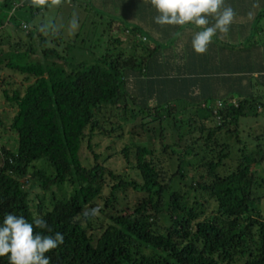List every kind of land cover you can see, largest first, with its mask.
<instances>
[{
    "label": "trees",
    "instance_id": "trees-1",
    "mask_svg": "<svg viewBox=\"0 0 264 264\" xmlns=\"http://www.w3.org/2000/svg\"><path fill=\"white\" fill-rule=\"evenodd\" d=\"M14 4L3 0L0 9L12 12ZM92 10L106 20L109 47L89 64L69 61L59 30L45 35L40 25H25L0 34V67L27 81L22 91L2 90L14 106L6 129L15 146L0 143V225L8 213L29 223L43 216L64 235L45 254L50 264H264V133L246 143L238 130L240 117L264 106L257 89L242 87L250 67L220 60L208 77H224L220 88L234 83L219 94L164 56L171 43ZM124 134L120 154L126 164L131 154L139 181L93 150L95 135ZM82 142L90 158L80 154ZM127 189L139 197L117 206L116 193ZM97 198L96 230L90 213Z\"/></svg>",
    "mask_w": 264,
    "mask_h": 264
},
{
    "label": "rangeland",
    "instance_id": "rangeland-1",
    "mask_svg": "<svg viewBox=\"0 0 264 264\" xmlns=\"http://www.w3.org/2000/svg\"><path fill=\"white\" fill-rule=\"evenodd\" d=\"M13 1H15L19 7L15 8L12 12L6 8L0 9V19L3 21V25L0 26V34L3 32L4 34H11L15 31L20 33L22 32V29L20 28L21 24L27 25L30 31H34L36 26L51 22L56 26V30H59L63 34V43L61 46H67L66 56L71 63L79 61L87 64L92 63L97 56L107 50V46L109 47V45L106 44V39L108 37L106 20L102 18L101 21H98L93 18L92 15L94 10H92V8H90L91 10H87L82 4L84 0H74L75 3L71 2L72 0H63L62 4L58 7L42 6L39 7L38 12H34V14L30 12V0L25 2V5H20V0ZM50 2L51 0H49V5ZM32 11H34V8ZM106 14L104 15L106 16ZM100 15H103V13ZM73 16L79 20V28L74 33L70 32V21ZM14 24H16V27L13 26ZM142 29L143 32L148 34L149 28L142 27ZM110 33L112 36L123 38V35L116 28L111 29ZM11 37L14 38V36ZM8 39L11 42L12 39ZM32 42H34V40H32ZM96 42L99 43V46H97ZM26 83L27 81L23 79V75L20 73L9 70L5 67H0V143L10 149H14L15 136L10 130L6 129V126L13 113L14 106L12 103L5 100L2 95V90L5 89L8 94H10L13 89L22 91ZM254 93L258 94L260 98H264V92L261 91V89ZM260 110L262 112H259L257 115L249 114L239 118L238 130L241 141L250 143L253 135L261 132L264 133V106ZM127 139L128 136L125 134L120 138H108L95 135L91 141L94 144V152L98 153L101 158L106 156L107 159L104 161L106 166L111 168L114 172L122 173L128 179L139 181L136 171L131 166V154L129 155L130 164H126L122 160L120 154V149L123 144L127 142ZM132 140L134 141L135 137L132 138ZM80 154L90 158V153L85 147V142H82L81 144ZM260 173L264 176L263 171H260ZM53 189L58 191L55 188ZM61 190H66V187L62 186ZM107 193L108 188H103L102 196ZM137 196L138 194L131 189H127L125 192H118L116 193V205L121 206L124 203L130 205V203L136 200ZM94 207L95 209L90 213V219H93L91 222L93 227L96 228L97 225H99V219H96L95 216L97 217L99 215L97 210L102 207L101 198L96 199ZM102 224H105V219H103ZM97 229L98 228H96V230Z\"/></svg>",
    "mask_w": 264,
    "mask_h": 264
},
{
    "label": "crops",
    "instance_id": "crops-1",
    "mask_svg": "<svg viewBox=\"0 0 264 264\" xmlns=\"http://www.w3.org/2000/svg\"><path fill=\"white\" fill-rule=\"evenodd\" d=\"M2 1L0 0V3ZM28 1L20 0L19 4L25 5ZM84 2H88L92 9L103 15L110 12L116 20L122 19L125 22L149 28L148 36L156 42L171 43L170 46L168 44L164 46V56L176 60L178 68H182L181 74L198 76L202 86L211 85L212 88L215 86L219 94L232 90L233 81L227 84L228 86L220 88V83L225 78L219 77L220 75L218 77L212 75L209 78L207 74L215 72L220 60H227L229 66H235V60L239 59L250 67L249 74L241 80L243 89L264 91V0H225V4L236 13L234 21L226 35L217 32L208 50L202 55L195 53L191 48L190 41L193 31L196 30L195 26L156 24L154 17L157 12L147 0H84ZM14 5L17 6L16 3ZM209 19L212 23L211 18ZM220 43L226 44L227 48H220ZM228 78L233 80L235 77L228 76Z\"/></svg>",
    "mask_w": 264,
    "mask_h": 264
},
{
    "label": "clouds",
    "instance_id": "clouds-1",
    "mask_svg": "<svg viewBox=\"0 0 264 264\" xmlns=\"http://www.w3.org/2000/svg\"><path fill=\"white\" fill-rule=\"evenodd\" d=\"M32 7H58L63 0H30ZM156 10L154 22L165 26L192 24L195 29L191 37V48L204 54L217 32L227 34L235 18V11L225 0H147ZM213 21L210 23V19ZM79 28L75 16L70 21V32ZM56 26L49 22L41 25L40 31L55 35ZM29 223L22 215L5 214L0 225V257H7L8 264H50L45 254L64 243V235L53 229L43 216L35 215ZM33 224L46 229L48 234L34 232Z\"/></svg>",
    "mask_w": 264,
    "mask_h": 264
},
{
    "label": "built area",
    "instance_id": "built-area-1",
    "mask_svg": "<svg viewBox=\"0 0 264 264\" xmlns=\"http://www.w3.org/2000/svg\"><path fill=\"white\" fill-rule=\"evenodd\" d=\"M21 27H25V25L24 24H21Z\"/></svg>",
    "mask_w": 264,
    "mask_h": 264
}]
</instances>
